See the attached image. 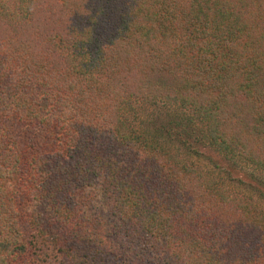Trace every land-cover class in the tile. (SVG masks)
Returning a JSON list of instances; mask_svg holds the SVG:
<instances>
[{"label":"trees","instance_id":"1","mask_svg":"<svg viewBox=\"0 0 264 264\" xmlns=\"http://www.w3.org/2000/svg\"><path fill=\"white\" fill-rule=\"evenodd\" d=\"M149 108L264 175V0H0V264H264Z\"/></svg>","mask_w":264,"mask_h":264},{"label":"rangeland","instance_id":"2","mask_svg":"<svg viewBox=\"0 0 264 264\" xmlns=\"http://www.w3.org/2000/svg\"><path fill=\"white\" fill-rule=\"evenodd\" d=\"M142 114L141 128L170 140V153L209 172L227 195H237L243 203L264 211V175L224 159L208 144L200 126L186 121L184 115L161 108H149ZM159 127L160 132L154 131Z\"/></svg>","mask_w":264,"mask_h":264}]
</instances>
